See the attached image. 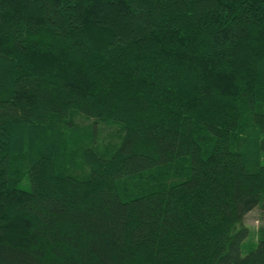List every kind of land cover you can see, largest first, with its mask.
Returning <instances> with one entry per match:
<instances>
[{
  "label": "trees",
  "instance_id": "16d2710c",
  "mask_svg": "<svg viewBox=\"0 0 264 264\" xmlns=\"http://www.w3.org/2000/svg\"><path fill=\"white\" fill-rule=\"evenodd\" d=\"M263 158L264 0H0V264H264Z\"/></svg>",
  "mask_w": 264,
  "mask_h": 264
},
{
  "label": "rangeland",
  "instance_id": "374dc122",
  "mask_svg": "<svg viewBox=\"0 0 264 264\" xmlns=\"http://www.w3.org/2000/svg\"><path fill=\"white\" fill-rule=\"evenodd\" d=\"M84 123H86V122H84ZM118 130H119L118 126H114V127L106 126L102 129H100V132H101L100 133L101 134L100 140H102V142L105 146L110 144L111 142H113V139L115 140V135L117 134L115 131H118ZM74 138H79V136L77 137V134L76 135L72 134L71 136L68 137V141L71 142L72 146H69L67 144V146H65L67 151H68V149H71L73 147L72 142H73ZM100 143H101V141H100ZM76 146L78 149L81 148L80 141L77 142ZM244 224L250 230V236L245 242V250L246 251L243 250V254H246L247 251L249 250V248L253 247L257 243L259 230L261 228L264 229V207H259L256 210H254L253 212H251L246 217Z\"/></svg>",
  "mask_w": 264,
  "mask_h": 264
}]
</instances>
